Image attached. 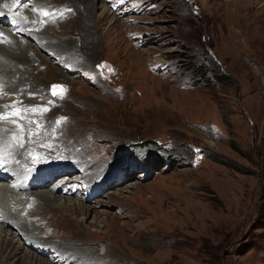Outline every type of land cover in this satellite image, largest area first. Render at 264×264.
<instances>
[{
    "label": "rangeland",
    "instance_id": "obj_1",
    "mask_svg": "<svg viewBox=\"0 0 264 264\" xmlns=\"http://www.w3.org/2000/svg\"><path fill=\"white\" fill-rule=\"evenodd\" d=\"M92 2L87 23L99 21L87 51L76 44L82 0H44L47 15L18 14L31 53L43 58L45 69L30 78L42 90L20 92L18 105L0 111L19 112L30 134L41 135L43 153L49 135L59 145L61 136L63 150L46 153L42 166L64 160L74 164L68 179L88 180L102 163L104 184L71 196L100 211V222L115 219L104 229L89 225L93 218L84 223L102 240L96 253L124 264H264V0ZM48 15L59 17L53 35L63 58L35 45ZM1 122L22 129L18 120ZM10 244L16 264L46 262L54 250Z\"/></svg>",
    "mask_w": 264,
    "mask_h": 264
},
{
    "label": "bare ground",
    "instance_id": "obj_2",
    "mask_svg": "<svg viewBox=\"0 0 264 264\" xmlns=\"http://www.w3.org/2000/svg\"><path fill=\"white\" fill-rule=\"evenodd\" d=\"M43 2L44 0H0V13H3V15H0V97L4 94L2 82L6 85V93L8 94L6 101H0V109L4 104L17 103L18 105L19 102L17 100H20L18 96L20 92L34 91L35 93H40L42 90L41 84H35L30 78L41 72L42 68L45 69L43 58L40 55L36 56V54L33 55L31 53L30 47H28L30 43L24 39V37L29 38V33L24 31V29L28 28V24L24 20L20 22L18 14L26 10H32L34 12L31 14V18H34L36 13H48L46 9L49 5ZM82 5L86 9L87 15L79 20V26L76 28V31L81 35L82 41H77L76 44H80V47H84L87 51L88 43L98 29L97 24L99 20H96L95 26L91 28V25L87 23L86 16L90 14V11H93L95 3L92 0H82ZM49 17L51 16L48 15ZM37 18L42 19L45 17L38 15L35 19ZM58 18H49V24L34 34L38 40V42L35 41V45L40 46L41 49H47L57 59L63 58L62 53H60L54 44L57 38L53 33H56L54 29L57 26ZM41 36L44 37L42 38ZM71 41L70 39L69 45L70 43L71 45L75 43V41ZM14 44L17 46V50L13 53V51H9L8 49L10 46H14ZM38 56L41 59H38ZM60 64L68 66L65 62H61ZM112 69L116 71V68ZM65 83L68 84L67 81ZM73 92L71 93L73 94ZM48 96V93L47 95H41V106L45 109H50L49 104L46 102L48 101ZM128 102L131 104L130 99ZM16 113L19 112L14 113V111H11L6 113L0 111V117H3L0 120H18L22 126V129H18V127H11L4 122L0 123V158L4 161L6 173L8 174V176L0 178V264H16L19 260L13 259V263L10 261L12 259L11 256L16 255L14 251L12 254L10 253V243L14 241L18 247H24L25 249L30 247V249H34V251L29 250L32 254H46L48 251L46 249L54 248L53 254L46 258V262L41 263L38 260L32 262V259L23 258L22 264H72L76 260H78V262L76 261L77 264H122L124 261L126 262V260L123 261L121 258L107 257L104 255L106 250L102 254L96 253V244H99L102 240L97 235L90 234L84 226L88 219L93 218L89 225L104 229L111 225L114 226L113 221L115 219L111 218V222L108 221L111 215L106 214L103 221L100 222L97 219L102 215L100 211L92 210L91 207L84 206L79 199L75 201L71 198L80 189L85 190L87 193L104 184L103 180H100L102 163L97 162L94 164L92 177L88 180L81 178V176L73 180L68 179V175L74 169V164L64 160L62 164L56 163L42 166L43 164L40 163L42 159L48 161V158L52 157L47 158V154L54 155L57 151L63 150L64 145H62L61 136L57 135L58 142H61L59 145L50 142L51 135H49L47 141L50 144L46 147L47 154L43 153V150L38 145V136L41 135L39 133L35 134V132L30 134V130L23 124L22 118ZM31 140L32 143H30ZM32 152L34 154L30 156ZM32 160L35 162L33 163ZM35 163L40 166L34 167ZM86 165H80V167L83 166L84 172L87 169ZM52 179L56 181V184L44 193L36 192L23 195L24 191L37 190L48 186L49 182H52ZM78 184H81L80 188L77 187ZM74 187L78 189L73 193ZM55 193H59L60 196H55ZM67 194L70 197H65ZM30 205V209L26 210ZM21 214H24L23 218ZM94 214L95 216H93ZM79 216L83 218L82 221L77 220L76 217ZM27 217H32L30 218L31 222H29ZM101 223L103 224L99 226ZM5 230L9 232L10 238L2 234ZM80 232L84 234V238H80ZM62 244L64 246L67 245L68 249L61 247ZM48 246L49 248H47Z\"/></svg>",
    "mask_w": 264,
    "mask_h": 264
},
{
    "label": "snow or ice",
    "instance_id": "obj_3",
    "mask_svg": "<svg viewBox=\"0 0 264 264\" xmlns=\"http://www.w3.org/2000/svg\"><path fill=\"white\" fill-rule=\"evenodd\" d=\"M35 10V9H34ZM48 13H45V15H47ZM0 15H3V13H0ZM33 23H35L34 21H33ZM53 87V89H62V86H60V85H53L52 86ZM58 93L56 92V91H53V95H57ZM46 110V109H45ZM3 117H0V119H2ZM59 121H57V123H58Z\"/></svg>",
    "mask_w": 264,
    "mask_h": 264
}]
</instances>
